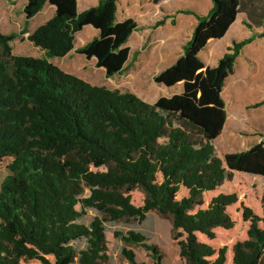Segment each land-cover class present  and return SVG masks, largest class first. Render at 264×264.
<instances>
[{"label":"trees","instance_id":"obj_1","mask_svg":"<svg viewBox=\"0 0 264 264\" xmlns=\"http://www.w3.org/2000/svg\"><path fill=\"white\" fill-rule=\"evenodd\" d=\"M119 0H100L78 12L77 0H28L27 20L47 3L56 15L29 36L45 58L17 56L12 42L23 35L0 32V162L12 159L0 189V264H102L106 224L143 222L152 209L174 217V229L184 235L180 257L193 264H226V249L217 251L200 242L198 234L215 238L214 230L227 222V209L238 198L220 194L207 208L204 195L215 191L228 171L264 177V138L249 150L216 157L213 144L227 121L222 92L236 61L252 38L235 43L216 67H208L199 53L210 40L222 39L235 22L241 0H212L207 16H199L184 54L155 76L166 87L184 83V92L162 97L153 106L135 93L96 86L66 73L50 60L74 49L76 35L86 26L100 36L78 50L96 59L107 78L121 74L129 59L126 47L137 29L133 19L117 22ZM264 27V20H263ZM264 105V101L254 108ZM163 113H172L188 127L200 128L206 143L195 147L189 135L173 127L163 138ZM75 154L76 160H65ZM90 188L80 198L72 189ZM143 187L149 202L136 206L130 193ZM181 191L185 192L179 198ZM95 211L89 223L86 216ZM251 222L252 240L234 246V264H264V217L243 206ZM121 241L145 248L155 264H165L160 249L141 232H116ZM130 264L133 250L123 248ZM53 258V261L50 260Z\"/></svg>","mask_w":264,"mask_h":264},{"label":"crops","instance_id":"obj_2","mask_svg":"<svg viewBox=\"0 0 264 264\" xmlns=\"http://www.w3.org/2000/svg\"><path fill=\"white\" fill-rule=\"evenodd\" d=\"M77 1L79 13L98 6L100 2V0ZM185 1H187V5H184V7L180 6L179 0L118 1L117 22L133 19L138 27L126 44V47L130 49L128 62L122 73L115 76L124 74L130 76L137 85L134 86V89L130 88V90L126 91L135 93L144 101H148L145 97L153 98L156 96L152 102L156 103L162 97L170 98L184 92L183 82L173 87H166L157 84L154 78L164 70L172 67L183 56L184 47L192 39L198 24V17L207 16L213 8L212 0ZM27 4L28 0H0V32L6 35L24 33L14 41L16 42V48H13L14 55L45 58L46 52L34 46L28 38L40 26L45 25L55 17L57 8L47 3L39 14L31 20H27L25 14ZM192 13L195 15H190ZM263 20L264 0H241L240 12L226 35L222 39L210 40L199 53L200 59L206 66L216 67L220 60L229 52V48L233 47L235 43L252 38V42L242 49L236 63H239L244 58L246 59L245 62L254 63L258 67L259 64L264 65ZM99 36L100 31L95 27H84L76 35L74 49L63 58H55L50 61L66 73L77 76L94 85L97 80L88 78V75L85 74V67L89 65L96 66V59L89 60L84 55L79 54L78 50ZM102 73H105L106 76L105 70ZM263 74L264 67L260 66L253 76L247 75L234 80H230L229 77L231 75L228 77L222 92V97L226 103L227 121L219 137L226 135L228 127L230 129L239 128L236 121L247 112V105L254 102V100L256 101L263 93V89L261 86L259 87L260 82L263 81ZM145 84H147L149 89L144 92L140 89ZM236 90L238 93H235ZM250 95L256 96L253 101L249 99ZM229 96H231L232 103L243 104V102H246L244 105H240L238 109L240 116L232 109L233 107L229 106L227 101ZM202 137L205 139L204 133H202ZM229 137L234 143L233 135L231 134ZM263 138L264 136L257 138L250 147L242 150H249L260 143ZM217 139L214 140L213 144ZM227 154L229 153H223L220 157L224 158Z\"/></svg>","mask_w":264,"mask_h":264},{"label":"rangeland","instance_id":"obj_3","mask_svg":"<svg viewBox=\"0 0 264 264\" xmlns=\"http://www.w3.org/2000/svg\"><path fill=\"white\" fill-rule=\"evenodd\" d=\"M180 6L184 7L187 5V1L179 0ZM195 15V14H190ZM16 48V42L12 43V48ZM246 59L236 63L235 72L229 78L230 80L238 79L240 77H245L247 75L253 76L256 74L257 69L264 65L256 66L254 63L245 62ZM54 64V63H53ZM57 66V65H56ZM258 67V68H257ZM103 69H97L96 66L85 67V74L88 78L96 79L94 85L106 86L111 90H121L126 91L130 88L134 89L137 85L134 80L127 74L115 76L113 78H107ZM233 82V81H231ZM135 83V84H134ZM133 84V87H132ZM263 89L262 95L247 105V112L236 121L239 128H227L226 135L221 136L214 143L216 148V157H220L223 153H236L238 151H243L242 149L250 147L253 142L264 136V105L259 108H254V106L262 101H264V74L263 81L260 82L259 87ZM138 88V87H137ZM136 89V88H135ZM147 84L142 87V91H147ZM262 91V90H261ZM233 93V92H232ZM231 93V95H232ZM235 93H238L236 90ZM256 96L250 95L249 99H255ZM150 105L156 96L145 97ZM229 106L240 116L239 108L240 105L236 102H231V96L227 99ZM234 101V100H233ZM239 106V107H238ZM164 119V131L165 135L163 138L157 140L154 143L156 148L164 145L168 142V135L171 131L172 126L182 129L185 133L189 135L191 143L195 147H202L205 144V139L202 137L203 131L198 127H188L186 123L179 118V116L172 113H163ZM202 132V133H201ZM233 135V141L229 135ZM75 154L68 155L65 160H76ZM12 159H5L0 162V189L1 184L4 179L9 175V164ZM78 197L84 198L90 195V188L85 184L81 183L80 189H72ZM220 194L234 195L238 198L237 202L227 209V222L224 226L218 227L214 230L215 238L210 239L203 234H198L200 242L206 243L212 246L217 254L212 258L213 260L217 258L218 253L221 249H226V264H234V246L239 242H244L247 240H252L249 236L251 222L246 220L243 216V206L250 208L254 214L263 218L264 217V177L253 176L245 173H239L236 171H228L226 179L221 183V185L212 192L206 193L204 199L207 208L211 200ZM132 202L136 206H144L149 202V195L146 190L137 186L130 193ZM185 195L184 191H181L179 198ZM97 216L95 211H89L86 216V222L89 223L94 217ZM106 238L104 242V254L108 257L107 261L102 264H130L124 255L122 254L123 248L131 249L135 252L138 263L155 264L152 255L143 247L136 246L131 243H127L118 239L115 235L116 232L127 233L131 230L143 233L148 238V243L157 246L164 257L165 264H193L188 259H182L180 257V246L179 242L184 239V235L180 231L174 229V217L161 209H152L148 214L145 221L139 222L131 220L129 222L119 221V222H108L106 224ZM53 261V258H50ZM21 264H41L39 261H28L25 260ZM79 264V263H75Z\"/></svg>","mask_w":264,"mask_h":264}]
</instances>
